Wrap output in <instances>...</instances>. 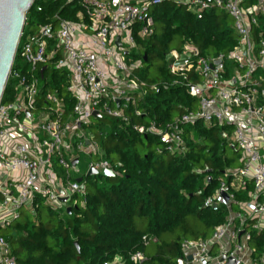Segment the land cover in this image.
<instances>
[{"label":"built area","instance_id":"2783aa9c","mask_svg":"<svg viewBox=\"0 0 264 264\" xmlns=\"http://www.w3.org/2000/svg\"><path fill=\"white\" fill-rule=\"evenodd\" d=\"M62 1L78 7L77 19L56 16L55 22L23 31L7 80L13 95L0 102V264H17L2 229L22 212L35 216L41 203L67 213L69 207L85 203L87 173L81 174L82 155L91 158L87 172L92 167L99 174L113 169L90 124L103 115L131 124L133 116L144 113L138 105L148 90L136 74L143 60L133 54L141 52L139 40L155 32L152 10L164 0ZM184 1L199 17L213 7L227 12L238 42L229 54L209 57L200 55L189 42L172 49L167 56L172 83L184 85L197 98V109L165 128L155 121L132 127L142 134L158 135L161 146L174 153L184 152V127L189 123L234 127L227 138L239 152L242 165L226 171L206 205L230 208L234 191L247 180L252 181L254 190L248 201L230 210L225 223L215 226L209 237L184 239L182 255L175 261L226 264L233 258L234 264H264V251L255 256L250 247L252 230L264 228V34L260 25L264 0L251 4L245 0ZM255 32H259L258 38ZM49 66L68 72L67 91L74 100L71 109L63 96L44 86L50 80L46 77ZM195 77L200 80L194 82ZM143 240L155 243L157 237L144 236ZM146 258L142 251L129 256L135 264ZM123 263L121 255L105 262Z\"/></svg>","mask_w":264,"mask_h":264},{"label":"trees","instance_id":"16d2710c","mask_svg":"<svg viewBox=\"0 0 264 264\" xmlns=\"http://www.w3.org/2000/svg\"><path fill=\"white\" fill-rule=\"evenodd\" d=\"M77 10L75 4L62 0H36L26 14L24 31L55 22L56 16L75 20ZM152 14L155 32L139 40L141 52L133 54L143 60L136 74L148 90L138 105L144 113L133 116L131 124L103 115L89 127L115 175H85V203L70 213L40 203L35 216L24 211L23 219L3 228L17 264H105L118 255L124 257L123 264H135L129 256L136 251L147 256L142 264H176L184 239L209 237L215 226L225 223L231 209L250 199L254 186L247 180L234 191L230 208L206 205L226 171L242 165L239 152L228 142L232 126H207L201 121L185 125L182 153L163 148L158 135L142 134L132 127L155 121L165 128L197 109V98L184 85L172 83L167 57L172 49L189 42L200 55L209 57L229 54L238 42L232 18L217 7L202 11L199 17L184 0H164L153 7ZM260 25L264 34V15ZM230 67L228 62L227 70ZM46 77L50 80L44 86L63 96L71 109L74 100L67 91L68 72L49 66ZM12 95L8 82L2 101ZM227 181L230 185L231 178ZM252 231L253 254L259 256L264 251V228ZM144 236L157 237V241L147 243ZM152 244L155 249L149 252Z\"/></svg>","mask_w":264,"mask_h":264},{"label":"water","instance_id":"95a60500","mask_svg":"<svg viewBox=\"0 0 264 264\" xmlns=\"http://www.w3.org/2000/svg\"><path fill=\"white\" fill-rule=\"evenodd\" d=\"M36 0H0V102L3 98L8 75L15 59L16 50L25 28L26 14L34 6ZM117 43L120 45L118 38ZM146 59V55H144ZM46 67L42 68V72ZM234 83V82H233ZM94 112V115H98ZM77 159L74 160V163ZM100 172L92 167L88 170L87 175H97ZM105 177L114 176L115 172L111 168H106L101 173ZM79 181L82 178H78ZM222 195L228 198L225 192ZM69 207L67 212H71ZM76 245L78 243L76 242ZM191 258V256H189ZM225 258V256H224ZM235 260L229 258L226 264H234Z\"/></svg>","mask_w":264,"mask_h":264},{"label":"rangeland","instance_id":"374dc122","mask_svg":"<svg viewBox=\"0 0 264 264\" xmlns=\"http://www.w3.org/2000/svg\"><path fill=\"white\" fill-rule=\"evenodd\" d=\"M230 20H231V19H230ZM231 22H232V20H231ZM229 130H230L231 133H232L233 130H234V127H230ZM90 159H91V158H89V157H87V156H84V155L81 156V158H80L81 163H80V165H79V166H80V169H81V174L87 173L88 163L90 162ZM21 219H23V217H21ZM250 247H251V248L253 247L252 242H250ZM154 249H155V245H154V244L150 245V247H149V252H150V251H153ZM218 250H219V247H216V249H215L214 252L217 253Z\"/></svg>","mask_w":264,"mask_h":264}]
</instances>
